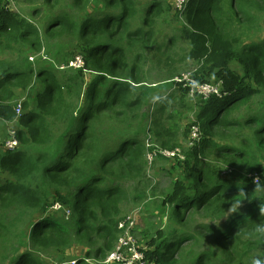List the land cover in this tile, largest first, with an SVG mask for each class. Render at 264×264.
I'll use <instances>...</instances> for the list:
<instances>
[{
    "label": "trees",
    "instance_id": "1",
    "mask_svg": "<svg viewBox=\"0 0 264 264\" xmlns=\"http://www.w3.org/2000/svg\"><path fill=\"white\" fill-rule=\"evenodd\" d=\"M8 1L0 0V50L58 43L48 65L0 60V118L20 125L19 146L0 148V264L101 262L125 208L148 196L147 154L180 146L175 117L187 107L199 138L161 192L165 225L147 241L144 264L264 258L254 232L264 224V0H188L181 16L167 0H44L42 32ZM165 11L181 18L186 44L157 39ZM69 44L83 67L60 68L76 55ZM190 60L197 79L221 80V96L187 102L174 78L175 64ZM158 82L175 89L161 97ZM18 89L26 100L16 118Z\"/></svg>",
    "mask_w": 264,
    "mask_h": 264
},
{
    "label": "rangeland",
    "instance_id": "2",
    "mask_svg": "<svg viewBox=\"0 0 264 264\" xmlns=\"http://www.w3.org/2000/svg\"><path fill=\"white\" fill-rule=\"evenodd\" d=\"M44 0H9L8 5L9 8H11L14 11L19 12L22 16L26 17L31 21L41 32L43 31V26L45 23V11L47 9V6L43 3ZM140 3L144 2L145 0H139ZM171 3V5L174 6L173 0H167ZM64 4V1H62L58 6ZM38 6H42V9H40V13H34L32 15V10ZM172 6V7H173ZM166 11L163 13V16L157 19L155 31L157 34V39L159 41L165 40L168 41L170 37L176 36L178 39L176 42L178 44H186L185 41H181L180 39L182 36L180 35L179 28L181 26V18H176L172 14H165ZM51 39L49 43L46 41L42 43V48H31L28 45H24L20 50H0V60H6V62H15L20 58L23 57H29L33 56L34 62H31L32 65L37 66L38 64H45L48 65L51 63V57L54 55L53 48L56 47V44L58 43L57 38H48ZM68 53L75 54L74 57L78 56V46L76 45H68L66 48ZM180 52V51H179ZM47 54L48 59H43V55ZM29 59V58H28ZM49 62V63H47ZM199 65H196V63L192 60L188 61L185 65L183 62H177L175 64V67L181 68L180 75L196 69V67ZM237 67L238 65L235 64ZM87 74V73H86ZM179 75V76H180ZM178 76V77H179ZM90 77V75H87V79ZM150 77L151 81H155L158 79V76L153 72ZM154 89V94H161V97H165L168 95V93L173 92L175 88L172 87L171 83L167 82H158ZM154 83L151 84V86ZM40 85V84H39ZM41 86V85H40ZM178 93V92H177ZM17 97L19 98L14 105V108L16 110V107L19 106V102L22 103V101L26 100V96L24 95L23 91L18 89ZM160 97V98H161ZM187 102L192 103V99L188 97ZM22 112V108H20V113ZM17 114V113H16ZM18 114V115H19ZM178 120V126L180 128V131L177 133V145L175 146L181 148V151L183 153L184 150L187 149V147L192 146L190 144V123L193 122V112L192 108H184L182 109V114L180 117H175ZM150 118V113L148 116V120ZM4 122L5 119H2L0 121ZM7 121H5L6 123ZM189 123V124H188ZM3 124V123H2ZM20 127L17 120H11V122L8 121V129H14L17 130ZM189 129V131H188ZM7 130V127H6ZM146 142V141H145ZM147 143V142H146ZM150 146L152 144L148 143ZM2 148V147H1ZM156 148H161L156 147ZM162 149H169V148H162ZM184 154V153H183ZM156 156L148 165L147 169V177H149L148 186H147V192L148 196L146 199L140 201L138 204L135 205H129L125 208L124 217L133 213L136 209L139 208V212L137 214V231H136V237L138 241V245H146L147 241L150 239L152 232L159 226L163 227L165 225V215L164 217H160L159 210L161 207L158 205L160 198H161V192L168 188V186L171 185L173 177L177 174L176 173V159L173 158H157ZM157 158V159H156ZM156 159V160H155ZM150 190L153 195L150 194ZM163 218V219H161ZM161 221H164L163 223ZM88 263H95L100 264L98 261H94L91 258L87 259Z\"/></svg>",
    "mask_w": 264,
    "mask_h": 264
},
{
    "label": "built area",
    "instance_id": "3",
    "mask_svg": "<svg viewBox=\"0 0 264 264\" xmlns=\"http://www.w3.org/2000/svg\"><path fill=\"white\" fill-rule=\"evenodd\" d=\"M174 1V12L181 16L185 11V6L188 0H173ZM43 50V48L41 49ZM43 59H48L47 54H44ZM33 56H29V60L32 61ZM84 66L83 59L80 55L74 57V59L70 60L66 66H60V68L64 67H73V68H81ZM197 69V67H196ZM190 70L179 77L174 78L177 83H181L183 87L188 88V96L191 99H195L196 97L208 98L210 96H221L222 95V82L221 80L215 81L212 79L211 81H202L195 77V71ZM21 102H19V106L14 108L15 116L18 118L20 115ZM19 114V115H18ZM1 120V118H0ZM16 120V119H14ZM4 124L8 125V121ZM199 138L198 127L197 125H193L191 127L190 132V144L193 145ZM1 147L4 149H15L19 146V141L16 136V130L8 129L6 130V136L1 141ZM149 146V144H147ZM158 155L163 156L164 158H173V159H183V153L181 148L174 147L169 149L155 148L153 152H149L147 154V163L150 162ZM60 205L55 203L53 208L58 209ZM139 212V208L136 209L133 213L125 216L118 223V229L120 230V234L117 240V243L112 251H110L107 256L100 262V264H144V250L147 248L146 245H138L136 231H137V214ZM70 264H74V260H69ZM55 264H61L60 261H55Z\"/></svg>",
    "mask_w": 264,
    "mask_h": 264
},
{
    "label": "clouds",
    "instance_id": "4",
    "mask_svg": "<svg viewBox=\"0 0 264 264\" xmlns=\"http://www.w3.org/2000/svg\"><path fill=\"white\" fill-rule=\"evenodd\" d=\"M1 149H4V148H1ZM257 190L258 191L264 190V186L257 185ZM241 201H242V198L233 200L231 202L229 211L233 213L239 212ZM261 211L264 212V209H261ZM254 232L258 239H260L261 241H264V224L257 225ZM251 264H264V258L260 256L253 257L251 260Z\"/></svg>",
    "mask_w": 264,
    "mask_h": 264
},
{
    "label": "crops",
    "instance_id": "5",
    "mask_svg": "<svg viewBox=\"0 0 264 264\" xmlns=\"http://www.w3.org/2000/svg\"><path fill=\"white\" fill-rule=\"evenodd\" d=\"M6 127H8V125H4L0 121V144H1L2 139L6 136ZM0 147H1V145H0Z\"/></svg>",
    "mask_w": 264,
    "mask_h": 264
}]
</instances>
